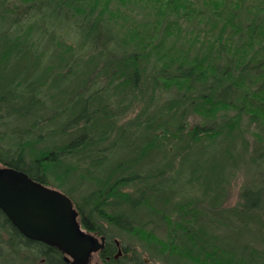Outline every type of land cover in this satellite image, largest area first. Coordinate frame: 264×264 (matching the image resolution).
Segmentation results:
<instances>
[{
  "label": "rangeland",
  "instance_id": "rangeland-1",
  "mask_svg": "<svg viewBox=\"0 0 264 264\" xmlns=\"http://www.w3.org/2000/svg\"><path fill=\"white\" fill-rule=\"evenodd\" d=\"M58 2L0 0V159L21 154L29 166L55 154L56 162L38 175L79 205L112 189L92 219L150 264H200L193 237L201 247L253 249L261 254L257 262L264 260V132L258 124L240 106L213 116L180 106L181 93L191 92L185 83L165 84L155 50L135 60V87L126 83L131 65L116 70L140 51L129 35L140 42L159 30L151 8L111 0L84 15ZM182 21L181 34L166 39L161 53L182 55L193 41ZM198 125L220 130L190 140ZM84 135L91 145L67 149ZM135 175L140 178L118 182ZM247 190L260 195L262 208L244 211ZM126 196L135 204H126ZM3 245L0 264H48L34 246Z\"/></svg>",
  "mask_w": 264,
  "mask_h": 264
},
{
  "label": "trees",
  "instance_id": "trees-1",
  "mask_svg": "<svg viewBox=\"0 0 264 264\" xmlns=\"http://www.w3.org/2000/svg\"><path fill=\"white\" fill-rule=\"evenodd\" d=\"M53 1L49 0V3ZM58 1L59 6L64 5L75 13L89 15L98 7L101 10L106 9L111 0ZM117 1V5L126 2L151 8L154 11L153 23L157 27L159 26V30L156 28L153 33L146 35V41L137 42L135 41L136 36L129 35L128 40L135 43L140 51L136 57L135 55L130 57L129 64L126 65L122 62L116 70V72L122 73L124 68L131 65L133 77L127 73L126 77H123L128 85L134 87L136 85L139 68L135 66V60L146 58L155 50L163 60L160 65L159 77L166 80L165 84L169 85L180 86L185 83V87L191 92L183 91L181 93L180 106L189 107L192 111L201 115L209 114V116H213L214 112L221 108H229L230 105L240 106L239 112H245L248 120L258 124V128L264 132V6H257V3L254 2L259 1L264 4V0H201L202 8L195 0ZM182 20L190 24L189 29L193 41H188L189 44L183 48L182 55H172L168 51L161 53L160 48L164 49L166 39L176 33L181 34L183 28L179 24L183 22ZM216 21L220 23L218 32H215ZM204 26H209L207 31L203 28ZM179 90L181 91V89ZM207 104L209 109L202 110ZM29 109H31L30 106ZM198 109L202 111H197ZM32 112L33 116L37 113ZM38 119L41 121L45 118L41 116ZM232 121L233 124L235 120ZM163 130V135H166L167 129L163 127ZM219 130L204 125L195 126L189 131L190 140L197 141L199 136L213 138ZM155 134L154 132L150 135L156 137ZM85 145H91V142H88L85 135L79 136L76 141L67 146V149L85 147ZM144 150H146L145 147L141 149L142 152ZM36 158L33 165L29 166L24 164L21 154L15 158L0 159V164L22 171L31 179L45 185L44 179L38 175V170L43 166H50L56 162L57 158L55 154H50L48 157L40 155ZM123 167L119 166L117 169L120 170ZM133 178L139 179L140 177L136 175L128 178L121 176L117 181L124 183L127 179L130 181ZM116 187L114 186L113 190ZM110 191L112 194V189ZM242 198L244 199V211L262 208L261 197L258 193L247 190L243 193ZM129 199L132 200L131 203ZM126 204L133 205L135 202L131 197L126 196ZM191 243L194 245L193 248H197L198 252L195 253L194 258L197 262L200 261V264H264V260L257 262L256 259L259 260L260 256L256 255L260 253L256 252L255 254L253 249L248 250L246 247H242L241 250H237L217 245L216 247L213 245V247H201L195 242L194 237ZM3 244L34 246L37 251L39 249L37 243L24 238L0 210V256L3 253ZM53 248L51 247V249ZM213 256L218 257V262L212 260Z\"/></svg>",
  "mask_w": 264,
  "mask_h": 264
},
{
  "label": "water",
  "instance_id": "water-1",
  "mask_svg": "<svg viewBox=\"0 0 264 264\" xmlns=\"http://www.w3.org/2000/svg\"><path fill=\"white\" fill-rule=\"evenodd\" d=\"M0 210L24 238L56 248L73 264H85L101 247L80 231L70 198L22 171L0 166Z\"/></svg>",
  "mask_w": 264,
  "mask_h": 264
},
{
  "label": "flooded vegetation",
  "instance_id": "flooded-vegetation-1",
  "mask_svg": "<svg viewBox=\"0 0 264 264\" xmlns=\"http://www.w3.org/2000/svg\"><path fill=\"white\" fill-rule=\"evenodd\" d=\"M0 166L2 165L0 164ZM52 189L57 190V188ZM96 192L100 197L97 199H86L80 205L76 204L69 195L63 193L70 198L73 208L77 212L76 220L80 231L96 238L98 243L101 244V247L90 253L85 264H150L149 258L136 257L134 249L128 243L126 245L122 244L117 237L109 235L106 229L101 227V224H96V220L92 219L90 213L97 210L100 211V207L105 206L108 202L107 195L111 194V191H104L106 192L105 196L100 190ZM90 204L93 208H90ZM35 242L39 247L37 252L41 253L42 260L48 262V264H73L71 257L66 256L56 248L52 247L53 249H51L49 245L38 241Z\"/></svg>",
  "mask_w": 264,
  "mask_h": 264
}]
</instances>
